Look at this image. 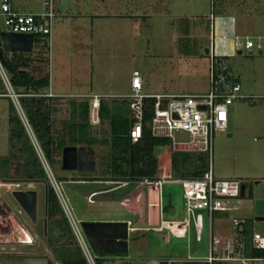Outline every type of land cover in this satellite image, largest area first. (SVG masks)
Wrapping results in <instances>:
<instances>
[{
    "label": "rangeland",
    "instance_id": "374dc122",
    "mask_svg": "<svg viewBox=\"0 0 264 264\" xmlns=\"http://www.w3.org/2000/svg\"><path fill=\"white\" fill-rule=\"evenodd\" d=\"M234 1L226 0L225 10H221V5L217 3L219 6L213 13L211 0H148L150 16L146 22L133 23L125 20L99 28L89 56L92 60L90 77L93 80V88H84L104 93L114 91L115 84H123L126 88L128 73L138 67L147 81L148 88L153 92L207 91L210 86L211 62L210 54L205 52V48L211 45L213 32L210 16L215 14L214 52L217 60L223 56L221 53H227L224 54L223 67L227 68L234 79L241 82V93L245 97L237 99L230 106L228 128L214 134L207 163L208 166L211 164L217 177H235L246 185V194L240 197L237 204L240 208L232 210L220 221L226 228L234 231L232 218L238 216L244 218L247 227L264 234V221L255 219L257 216H264V51L261 53L259 49L254 48L253 53H238L237 49L232 48L231 39L225 40L221 37L225 32L247 34L254 37L255 41H258V34L264 36V27L254 23L256 20L264 22V1ZM56 2L61 8L77 9L76 0H55ZM42 3L43 0H14L15 7L23 12H40ZM237 4L244 9L246 4L248 7L242 12ZM262 40L264 42V37ZM71 58L78 64V57ZM82 59L86 60L87 55ZM70 100L60 99L55 102L57 111L54 122L57 130H62L65 121L70 118ZM9 114L10 99L0 97V162L2 159L7 161V158L13 157ZM94 126V133L103 138L109 129V122L104 121ZM166 148L172 150L171 145L156 148L161 160L160 166L172 155L170 149ZM107 152L108 147L103 144L93 147L92 156L97 161L94 173L63 169L62 154L54 156L55 162L48 160L80 225L83 221L134 219L135 214L123 204L101 201V198L110 195L119 197L122 189L109 194L100 192L94 196L93 203L87 200L88 193L94 189L109 190L110 183L91 182L101 174L99 162L109 161ZM10 162H14L10 165L13 176L6 179L0 177V201L7 202L12 210V214H0V264H47L48 258H55L51 245L64 243L57 241L55 235L52 236V224L48 219L46 222L44 216L45 189L48 182L21 180L22 178L18 177L21 161L13 158ZM167 164L169 165V162ZM171 172L176 175L172 169ZM82 179L89 181L83 182ZM15 182L20 184L17 186ZM13 188L37 191L38 223L35 225L10 192ZM162 195L168 211L171 205L174 206L176 217H186L181 184L165 183ZM131 197L133 200L136 195ZM202 213L200 240L196 238L195 223L192 219L187 236L180 238L170 235L169 241H165L164 234L168 231H159L155 229L154 224L148 225L145 213L142 220L136 223L143 225L138 227L141 229L134 230L129 236L127 253L97 255L112 262L111 264H142L146 259H163L178 255L193 259L205 258L209 244V214L206 211ZM161 215L164 217L163 212ZM47 230L51 242L48 240ZM75 241L77 244L76 237ZM57 263L60 264L58 261Z\"/></svg>",
    "mask_w": 264,
    "mask_h": 264
},
{
    "label": "built area",
    "instance_id": "2783aa9c",
    "mask_svg": "<svg viewBox=\"0 0 264 264\" xmlns=\"http://www.w3.org/2000/svg\"><path fill=\"white\" fill-rule=\"evenodd\" d=\"M215 0H213L214 2ZM264 1V0H263ZM57 16V7L55 0H43L42 10L40 12H23L14 6V0H0V28L2 31L15 33H30L36 35L49 36L52 33L53 23ZM214 19L213 14L211 15ZM214 27L212 23V28ZM226 37V35H224ZM262 35L258 34V41L250 35L235 36V49L238 51H252L254 48L264 51ZM214 41L212 40L210 48V89L200 93H149L144 91L142 73L139 69H134L131 75V91L128 96L132 110L133 123L130 130V136L134 141L142 137L144 127V106L145 100L155 98L153 105V118L150 127L155 135L166 136L171 139L172 150H210L212 147V138L215 133L225 131L229 123V108L237 99L244 98L241 93V82L234 79L225 69H220L219 60L213 51ZM0 76L6 86L7 93L0 94L11 97L18 113L27 129L31 142L47 174L48 180L53 187L58 201L61 205L71 229L76 237L77 244L83 251L89 264H99L98 255L86 238L82 226L73 214V211L61 188V182L57 179L48 162V158L38 141L31 124L20 104V94L15 91L10 77L0 60ZM93 103L92 121L97 122L99 98ZM166 101V106L163 103ZM187 133L188 140H181L177 137V132ZM167 146V145H166ZM170 149V148H166ZM171 154H172V151ZM158 167L154 178L144 177L138 180H120L114 181V187L134 185L139 189L138 196L145 194L148 206L156 205L163 209L162 187L167 182H177L181 184L184 197V208L186 217L182 219L159 220L155 229H166L168 232L164 235L165 241H169L170 235L176 237H185L188 234L191 220L194 219L196 238L201 239L203 227V213L206 211L212 221L215 212H226L237 208L236 203L242 196L241 180L235 177H217L211 167L201 176H174L171 172V155L161 164L158 155ZM169 162V165L167 164ZM170 167V168H169ZM170 169L167 171V169ZM3 182V181H2ZM17 186L19 182H15ZM18 188H13V190ZM24 190V189H22ZM108 190V189H107ZM101 191L94 190L87 195L88 202H94V196ZM154 194V195H153ZM13 195V194H12ZM123 202V201H122ZM9 214H12V210ZM129 231H134L137 227L131 226ZM234 226L238 232L222 238L218 235H212L209 241L208 254L202 259H193L191 257L149 259L144 264H161L166 260L168 264L173 262H183L189 260H198L213 264L221 261L226 263L250 264L251 257L246 256L242 251L244 241L241 237V231L244 229V220L233 218ZM253 245L264 248V234L254 232L252 236ZM30 242V241H29ZM103 264H111L104 261Z\"/></svg>",
    "mask_w": 264,
    "mask_h": 264
},
{
    "label": "trees",
    "instance_id": "16d2710c",
    "mask_svg": "<svg viewBox=\"0 0 264 264\" xmlns=\"http://www.w3.org/2000/svg\"><path fill=\"white\" fill-rule=\"evenodd\" d=\"M2 28H0V60L5 67L16 92L20 94V104L31 124V127L40 142L48 160L54 161L55 155H61L66 145H86L93 152L95 145L103 144L108 147V162H99L98 178L101 182L138 180L144 177L154 178L158 157L156 148L171 145L172 141L166 136L153 134L150 122L153 118L155 98L145 100L144 127L142 137L134 141L130 136L133 123L132 110L129 99L101 101L99 105V123L109 122V129L103 138L94 133V125L90 119L91 106L86 100H70V118L65 121L62 130H57L54 115L57 97L49 96L50 69H49V36L36 35L33 49L29 52L6 51L2 42ZM34 54L36 56H34ZM7 93L6 86L0 76V94ZM10 99V144L13 148L12 158L0 162V177L6 179L11 175L10 160L19 159V178L27 181H41L47 183L45 189L46 217L52 224V236L57 241H64L61 245L52 244L55 258H48L47 264H89L83 251L76 244L74 233L63 213L56 193L51 186L47 174L41 164L36 150L31 142L27 129L19 115L17 108ZM10 154V155H11ZM209 150H175L171 155V169L174 176H201L209 167L207 156ZM94 158V157H93ZM95 159V158H94ZM133 185V184H132ZM164 209H167L165 204ZM51 242L50 233L46 231ZM253 229L245 226L241 230L244 241L243 253L251 257H264V248L256 247L252 242ZM99 264L104 263L102 256L97 258ZM172 264H209L208 262L189 260L173 262ZM213 264H231L215 262Z\"/></svg>",
    "mask_w": 264,
    "mask_h": 264
},
{
    "label": "crops",
    "instance_id": "0c3cea01",
    "mask_svg": "<svg viewBox=\"0 0 264 264\" xmlns=\"http://www.w3.org/2000/svg\"><path fill=\"white\" fill-rule=\"evenodd\" d=\"M147 1L148 0H76V4H77L76 10L61 8L58 5V3L56 2L57 3L56 4L57 16L55 18L54 26L52 28V33L49 37V43H50V50H49L50 51L49 52L50 87L47 91L48 95L53 96V97H57L58 98L57 100H60V99L65 100L68 98L71 100H82V99L87 100L89 102V104L91 105L90 119H91L92 124H98L100 121L99 108H98V119L99 120L97 122L92 121V111L94 109L93 103L96 99L95 95L98 96L100 103H101V101L113 102V100H116V99L117 100L129 99V97H127V96L129 94V92L131 91V75H132V72L134 69H139V68L135 67L132 71H130L128 73L127 78H126V83H127L126 88H125V85H123V84L122 85L115 84V87H114L115 90L109 91L108 93L98 92V91H93V90L88 91V90H86L88 88V86H91V88H93V80L90 77V75H91L90 69L92 67L91 66L92 60H91V57H89V56L92 52L91 48L93 47V43L95 44V38L97 36V33L99 32V28H102L104 26L107 27V26L113 24L114 22L120 23V22H123L125 20L133 22V23L134 22H140V21L146 22L147 18L150 16L148 13L149 12L148 11V5L149 4ZM217 1H219V2H217ZM225 1L226 0H215L213 2V0H211L212 12L214 13V11H216V8H217V6H219V4L221 5L220 6L221 10L222 9L225 10L224 9L225 8V5H224ZM236 1L238 2V0H235L234 2H236ZM248 1L250 2V0H248ZM252 1H255V0H252ZM256 1H260V0H256ZM217 3H219V4H217ZM237 6L239 8V11L244 12L246 10V8L248 7V4H246L244 6L245 9L240 4L239 5L237 4ZM249 11L252 12V10H249ZM213 16H214L213 20H215V14H213ZM211 20H212V18H211ZM213 20H212V23H213L214 27L212 28V32H213L212 40L214 41L215 35H216V28H215V22H213ZM254 23H259V25L264 27V22H262V21L259 22L256 20V21H254ZM224 35H226V37H224ZM236 35L245 36L247 34H245V35L227 34L225 32V33L221 34V37H222V39H225V40L231 39L233 42L232 48L235 50V36ZM211 43H212V41H211ZM208 48L210 49L211 45L208 46ZM214 50H215V42H214L213 51ZM221 54L223 56L219 57L220 69H225L227 71V68L223 67V61H224L223 58L225 57L224 54H227V53H221ZM84 55H87L86 60L82 59ZM71 56L78 57V64H75V61H74V59L71 58ZM66 63H68L67 66H66ZM142 77H143L144 91L145 92L160 93V92L151 91L148 88L147 81H146L145 77L143 75H142ZM209 80H210V78H209ZM84 87H86V89ZM209 89H210V86H209ZM86 98H88V99H86ZM129 101H130V99H129ZM229 113H230V108H229ZM157 157H158V155H157ZM92 158H93V156H92ZM82 181L85 182V181H89V180L82 179ZM91 182H93V183H96V182L106 183V182H101V181H97V180H94ZM118 189H122L119 192V194H120L119 197L114 196V195H112V196L110 195V196L101 198L102 199L101 201H114V202H119V203L123 204L130 211H132L133 214H135L134 219L133 220L132 219H108V220H101V221H127V222H130L131 226H133V227L137 226V229H141L138 227H141L143 225H138L136 223H138V221L140 222L142 220L145 213H146V217H147L146 222L148 223V225H151V224L155 225L160 220L161 216H162V219H164V220L182 219V217L181 218L176 217V213L173 211L174 206L170 205L169 211H168V208L164 209L166 202L164 201L163 198H162L163 209L161 211H160V207H158L156 205L148 206L145 194L143 193L140 196H138L139 189H137L136 186H134V185L120 186V187L113 188L110 190H105L103 188L102 189H94V190H98V191H101L102 193H108L109 194V193L116 191ZM94 190H92V191H94ZM134 194L136 195V198L134 197ZM245 194H246V191H245ZM131 196L134 197L133 200H132ZM162 196H164V195H162ZM242 196H245V195H242ZM239 201L236 203V205L239 203ZM239 208H240V206L237 205V208L233 209V210H238ZM231 211L215 212L213 215L212 221L210 220V216H209V241H210V238L212 235H218L222 238H227L228 236H231V235L238 232V229L236 227L234 228V231H231L225 227V225L222 221H220L221 219H224L226 216H228L229 212H231ZM44 212H45L44 216H45L46 222H47L46 197H45V202H44ZM162 212L164 214V217H166V218H164L163 215H161ZM168 214H169V216H168ZM216 215H218V217ZM233 218H238V219L244 220V218H241L238 216H233ZM233 218H232V220H233ZM31 222L34 225L36 223H38V212H37V221L33 222L31 220ZM128 225H129V223H128ZM245 226H246V224H245V220H244V228H245ZM215 227H216V231H215ZM164 230H166V229L159 230V231H164ZM239 230L241 231L242 229H239ZM132 232L133 231H129V236L132 235ZM254 232H256V231L253 230V233ZM201 238H202V234H201ZM208 249H209V244H208ZM32 251H33V249H32ZM33 253L35 254V252H33ZM98 255H100V254H98ZM175 257L176 258H179V257L185 258V257H189V256L178 255ZM175 257H166V258H175ZM248 257H251V256H248ZM251 258H252V260L249 262L250 264H259L258 262H264V257H251ZM121 259H123V258H121ZM147 260H149V259H146V261ZM104 261L108 262V260H104ZM217 262H221V261H217ZM143 263L144 262L142 261V264ZM221 263H226V262H221ZM230 263L231 264H243L240 262H237V263L230 262Z\"/></svg>",
    "mask_w": 264,
    "mask_h": 264
},
{
    "label": "water",
    "instance_id": "95a60500",
    "mask_svg": "<svg viewBox=\"0 0 264 264\" xmlns=\"http://www.w3.org/2000/svg\"><path fill=\"white\" fill-rule=\"evenodd\" d=\"M2 42L6 51L29 52L33 49L34 36L30 33L2 32ZM209 54L210 49L205 48ZM238 53H241L239 51ZM249 53H252L250 51ZM166 106V101L163 107ZM178 139L188 140L187 133L177 132ZM62 167L65 170L81 172H94L97 169V161L92 158V150L86 145H66L62 151ZM246 185L242 186V195H245ZM12 194L18 204L33 221H37L38 194L35 189H15ZM10 206L7 202L0 201V214H9ZM256 220L264 221V216H257ZM81 226L97 254L116 253L124 254L129 250V225L127 221H83ZM161 264H168L163 260Z\"/></svg>",
    "mask_w": 264,
    "mask_h": 264
},
{
    "label": "flooded vegetation",
    "instance_id": "af4514ba",
    "mask_svg": "<svg viewBox=\"0 0 264 264\" xmlns=\"http://www.w3.org/2000/svg\"><path fill=\"white\" fill-rule=\"evenodd\" d=\"M78 170V169H77ZM24 181H26V182H28L27 180H24ZM4 203H5V201H3Z\"/></svg>",
    "mask_w": 264,
    "mask_h": 264
}]
</instances>
